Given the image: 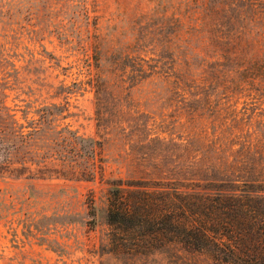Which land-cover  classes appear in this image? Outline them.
<instances>
[{"label":"rangeland","instance_id":"rangeland-1","mask_svg":"<svg viewBox=\"0 0 264 264\" xmlns=\"http://www.w3.org/2000/svg\"><path fill=\"white\" fill-rule=\"evenodd\" d=\"M0 101L96 150L0 176V264H119L118 181L264 182V0H0Z\"/></svg>","mask_w":264,"mask_h":264},{"label":"trees","instance_id":"trees-1","mask_svg":"<svg viewBox=\"0 0 264 264\" xmlns=\"http://www.w3.org/2000/svg\"><path fill=\"white\" fill-rule=\"evenodd\" d=\"M55 108L38 109L24 126L0 101V176L21 175L47 156H95L94 142L82 153L75 134L52 129ZM88 208L93 227V199ZM105 222L101 254L119 264H264V182L252 178L118 181L107 191Z\"/></svg>","mask_w":264,"mask_h":264}]
</instances>
